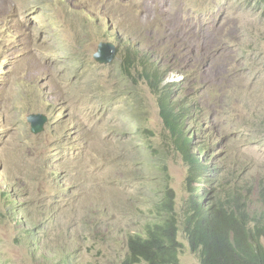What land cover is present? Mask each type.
Returning a JSON list of instances; mask_svg holds the SVG:
<instances>
[{
	"label": "rangeland",
	"instance_id": "1",
	"mask_svg": "<svg viewBox=\"0 0 264 264\" xmlns=\"http://www.w3.org/2000/svg\"><path fill=\"white\" fill-rule=\"evenodd\" d=\"M113 32L154 54L166 79L178 77V95L205 107L195 134L214 141L211 164L258 198L264 1L0 0V191L41 223L37 245L15 241L22 226L0 199V264H56L67 248L77 264H120L165 187L177 208L189 194L186 163L146 81L127 74L125 47L94 59L99 42L117 43ZM29 114L45 117L40 132ZM178 239L181 264H199L182 231Z\"/></svg>",
	"mask_w": 264,
	"mask_h": 264
},
{
	"label": "trees",
	"instance_id": "2",
	"mask_svg": "<svg viewBox=\"0 0 264 264\" xmlns=\"http://www.w3.org/2000/svg\"><path fill=\"white\" fill-rule=\"evenodd\" d=\"M124 45V69L131 74L133 68L137 77L146 81L155 96L170 143L186 163L184 184L189 194L177 208L175 193L171 187H165L140 230L129 234L126 254L120 264L140 261L181 264L179 231L186 237L189 249L197 255L199 264H264V185L259 186L258 198L254 199L261 207L257 211L250 210L254 200L247 196L249 183L224 184L221 171L209 161L210 144L214 143L209 132L200 139L195 134L202 130L200 116L205 107L195 103L192 97L178 95L177 83L163 82L167 71L159 66L154 54L146 50L141 52L140 47L128 41ZM12 195L10 189L0 191V199L7 202L14 223L22 226V233L15 241L27 240L33 247L41 239L37 236V225L41 223L31 221L30 227L26 220L28 214L22 215L21 204ZM46 218L52 220L50 215ZM74 254L75 251L68 248L61 250L56 253L54 262L77 264L72 258Z\"/></svg>",
	"mask_w": 264,
	"mask_h": 264
},
{
	"label": "water",
	"instance_id": "3",
	"mask_svg": "<svg viewBox=\"0 0 264 264\" xmlns=\"http://www.w3.org/2000/svg\"><path fill=\"white\" fill-rule=\"evenodd\" d=\"M102 50V51H101ZM115 55V49L112 44L109 43H99L97 51L94 55V59L98 63H108L113 59ZM28 120L30 121L31 131L33 133H38L42 130L45 117L41 114H29Z\"/></svg>",
	"mask_w": 264,
	"mask_h": 264
},
{
	"label": "clouds",
	"instance_id": "4",
	"mask_svg": "<svg viewBox=\"0 0 264 264\" xmlns=\"http://www.w3.org/2000/svg\"><path fill=\"white\" fill-rule=\"evenodd\" d=\"M109 39H111L112 41H114V42H117V43H114V44H112V43H110V42H99V43H109V44H112L113 46H114V49H115V53H116V48H115V45H117V44H119L121 47H124L125 45H124V42L125 41H128V42H130V44H133V45H137V44H134L133 42H131L129 39L130 38H128V37H126V36H124V35H121L120 33L119 34H116L115 32H113V36L111 37H109ZM99 45V44H98ZM138 46V45H137ZM140 47V46H139ZM98 48V47H97ZM126 50V49H125ZM142 51H145V50H142L141 49V52ZM167 71V70H166ZM169 75V73L167 74V72H166V74H165V76H164V79H163V82H175V83H177L179 86H180V84L178 83V77L176 76V77H174V78H171L170 80H168V79H166V77ZM172 75V74H171ZM34 87H35V85H34ZM36 88V87H35ZM211 154H213L212 152L209 154V157H210V155ZM212 158V157H211ZM209 159V161H210V163H211V160L212 159ZM3 190V189H2Z\"/></svg>",
	"mask_w": 264,
	"mask_h": 264
}]
</instances>
